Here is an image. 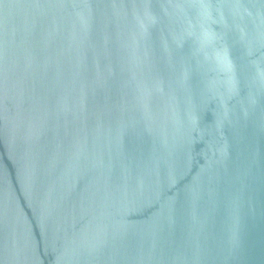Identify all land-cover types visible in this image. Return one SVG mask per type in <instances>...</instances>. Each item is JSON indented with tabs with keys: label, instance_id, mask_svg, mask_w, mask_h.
I'll return each mask as SVG.
<instances>
[{
	"label": "water",
	"instance_id": "obj_1",
	"mask_svg": "<svg viewBox=\"0 0 264 264\" xmlns=\"http://www.w3.org/2000/svg\"><path fill=\"white\" fill-rule=\"evenodd\" d=\"M0 264H264V0H0Z\"/></svg>",
	"mask_w": 264,
	"mask_h": 264
}]
</instances>
